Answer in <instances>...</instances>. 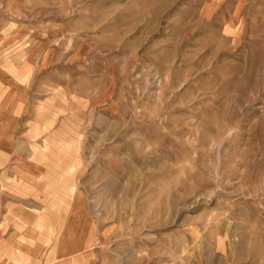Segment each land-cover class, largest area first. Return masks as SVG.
Masks as SVG:
<instances>
[{
	"label": "rangeland",
	"instance_id": "obj_1",
	"mask_svg": "<svg viewBox=\"0 0 264 264\" xmlns=\"http://www.w3.org/2000/svg\"><path fill=\"white\" fill-rule=\"evenodd\" d=\"M18 28L90 94L100 263L264 264V0H0Z\"/></svg>",
	"mask_w": 264,
	"mask_h": 264
},
{
	"label": "crops",
	"instance_id": "obj_2",
	"mask_svg": "<svg viewBox=\"0 0 264 264\" xmlns=\"http://www.w3.org/2000/svg\"><path fill=\"white\" fill-rule=\"evenodd\" d=\"M25 37L0 29V264H102L87 197L93 151L79 138L90 94L63 74L54 43L29 38L16 50Z\"/></svg>",
	"mask_w": 264,
	"mask_h": 264
},
{
	"label": "bare ground",
	"instance_id": "obj_3",
	"mask_svg": "<svg viewBox=\"0 0 264 264\" xmlns=\"http://www.w3.org/2000/svg\"><path fill=\"white\" fill-rule=\"evenodd\" d=\"M67 149V148H65ZM70 150V149H68ZM61 194H62V197H66L67 196V191H66V187L65 186H62L61 187Z\"/></svg>",
	"mask_w": 264,
	"mask_h": 264
}]
</instances>
